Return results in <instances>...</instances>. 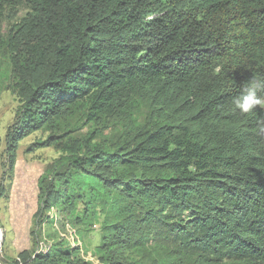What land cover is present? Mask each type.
<instances>
[{"label":"trees","instance_id":"obj_1","mask_svg":"<svg viewBox=\"0 0 264 264\" xmlns=\"http://www.w3.org/2000/svg\"><path fill=\"white\" fill-rule=\"evenodd\" d=\"M252 76L264 0H0L6 171L46 133L35 223L100 226L97 262L47 239L22 264H264V109L234 110Z\"/></svg>","mask_w":264,"mask_h":264},{"label":"rangeland","instance_id":"obj_2","mask_svg":"<svg viewBox=\"0 0 264 264\" xmlns=\"http://www.w3.org/2000/svg\"><path fill=\"white\" fill-rule=\"evenodd\" d=\"M8 82L9 79H4L0 91V185L6 189L4 195L0 194V264L27 261V257L47 245L49 239L64 240L68 246H77L86 260L97 262L93 250L99 241V223L87 229L75 227L56 208L46 213L50 222L35 223L37 178L59 155L52 147L35 144L46 133L37 131L23 138L16 150L12 176L6 171L5 138L19 104L16 95L6 87Z\"/></svg>","mask_w":264,"mask_h":264},{"label":"clouds","instance_id":"obj_3","mask_svg":"<svg viewBox=\"0 0 264 264\" xmlns=\"http://www.w3.org/2000/svg\"><path fill=\"white\" fill-rule=\"evenodd\" d=\"M259 108L264 109V77L252 76L242 85V94L234 100V110L244 115ZM257 133L264 136V119L257 122Z\"/></svg>","mask_w":264,"mask_h":264},{"label":"built area","instance_id":"obj_4","mask_svg":"<svg viewBox=\"0 0 264 264\" xmlns=\"http://www.w3.org/2000/svg\"><path fill=\"white\" fill-rule=\"evenodd\" d=\"M21 263V262H20ZM22 264V263H21Z\"/></svg>","mask_w":264,"mask_h":264}]
</instances>
